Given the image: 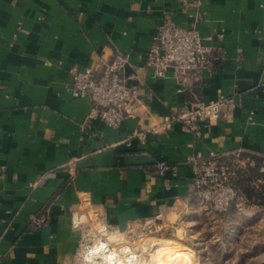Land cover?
I'll return each instance as SVG.
<instances>
[{
	"label": "crops",
	"instance_id": "1",
	"mask_svg": "<svg viewBox=\"0 0 264 264\" xmlns=\"http://www.w3.org/2000/svg\"><path fill=\"white\" fill-rule=\"evenodd\" d=\"M164 19L221 55L185 82L172 67L155 76L146 55ZM115 52L140 102L111 127L68 87L74 67ZM218 92L230 102L196 131L153 129ZM238 149L258 153L263 171L264 0H0V264H70L92 214L98 230L156 220L171 234L196 195L188 159ZM158 160L175 174H158Z\"/></svg>",
	"mask_w": 264,
	"mask_h": 264
},
{
	"label": "built area",
	"instance_id": "2",
	"mask_svg": "<svg viewBox=\"0 0 264 264\" xmlns=\"http://www.w3.org/2000/svg\"><path fill=\"white\" fill-rule=\"evenodd\" d=\"M204 40L194 27L176 25L171 19H164L152 38L146 66L157 77H163L167 68L172 67L185 82L221 55L220 47L207 44ZM125 64L126 56L115 52L108 57L101 56L92 67H74L71 70L72 81L68 90L73 97L89 96L88 119H99L108 126L117 127L126 118L135 116L140 92L124 75ZM230 100V97L218 92L208 100L190 101L165 114L153 129L166 130L178 122L190 131H196L203 121L218 118ZM134 136L142 139L144 133L134 130L130 137ZM256 158L258 153L245 149L228 153L209 151L205 156H191L188 160L195 165L193 182L196 195L217 212H225L231 205L244 203L246 197L242 192L241 177H245L247 185L256 190L264 186V169L253 170ZM156 171L160 175L175 174V169L164 160L156 161ZM47 217V212L40 213L30 223L40 228ZM105 234L106 231L102 233ZM103 242L106 252L110 244L105 240Z\"/></svg>",
	"mask_w": 264,
	"mask_h": 264
},
{
	"label": "rangeland",
	"instance_id": "3",
	"mask_svg": "<svg viewBox=\"0 0 264 264\" xmlns=\"http://www.w3.org/2000/svg\"><path fill=\"white\" fill-rule=\"evenodd\" d=\"M195 198L189 212L168 235L163 233V225L156 220L131 223L124 229L103 225L104 230H98L95 225L98 220L92 214L84 221L88 225L81 232L70 264H117V261L109 263L106 255L112 252L111 255L125 259L129 254L121 250L124 242L138 254L137 260L129 264H141L150 257V245L144 248L138 245L154 238H170L188 245L193 250V257L185 264H264V208L258 204L259 199L217 212L198 195ZM104 240L110 244L108 250L92 254L90 250L94 243L104 244Z\"/></svg>",
	"mask_w": 264,
	"mask_h": 264
},
{
	"label": "bare ground",
	"instance_id": "4",
	"mask_svg": "<svg viewBox=\"0 0 264 264\" xmlns=\"http://www.w3.org/2000/svg\"><path fill=\"white\" fill-rule=\"evenodd\" d=\"M154 239H149L147 243L143 242V245L142 243L138 245L143 246V248L145 245H150V257L146 261H143L141 264H185L191 257H193V250L185 243L170 238L159 240ZM104 246L105 245L102 243L95 242L94 245L91 247L90 252L92 254H98L104 249ZM121 250L129 254L128 256H125V259H121L119 256H117V254L113 256L111 255V252V254L108 253L106 255L107 261H109V263L117 261V264H129L132 262L134 263V261L137 260L138 254H136L137 252L134 251L135 249H131V246L129 244H126L124 242L121 245Z\"/></svg>",
	"mask_w": 264,
	"mask_h": 264
},
{
	"label": "trees",
	"instance_id": "5",
	"mask_svg": "<svg viewBox=\"0 0 264 264\" xmlns=\"http://www.w3.org/2000/svg\"><path fill=\"white\" fill-rule=\"evenodd\" d=\"M256 161H257V164L253 168L254 171H258L259 170L258 165L260 163H262V161L259 158H256ZM245 180H246L245 177L240 178V184L242 185V192L244 193V195L246 197V201L244 203H246V202L254 203L255 199H259L258 204L263 205V203H264V186L262 187V189L256 190L252 187H249V185H247ZM232 206L233 205H231L230 207H232Z\"/></svg>",
	"mask_w": 264,
	"mask_h": 264
},
{
	"label": "water",
	"instance_id": "6",
	"mask_svg": "<svg viewBox=\"0 0 264 264\" xmlns=\"http://www.w3.org/2000/svg\"><path fill=\"white\" fill-rule=\"evenodd\" d=\"M264 169V168H263Z\"/></svg>",
	"mask_w": 264,
	"mask_h": 264
}]
</instances>
